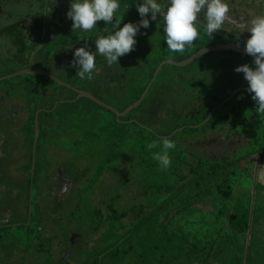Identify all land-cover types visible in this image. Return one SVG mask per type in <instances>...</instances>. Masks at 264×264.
<instances>
[{"label": "trees", "instance_id": "1", "mask_svg": "<svg viewBox=\"0 0 264 264\" xmlns=\"http://www.w3.org/2000/svg\"><path fill=\"white\" fill-rule=\"evenodd\" d=\"M130 13L133 17H127ZM148 18L150 26L140 28L134 49L119 58V65H109L103 56L96 55L97 69L91 79L79 77L77 68L72 66L74 57L67 53L71 51L73 54L74 49L81 46L95 53L97 35L108 34L102 31L105 28L111 31V26L105 25L104 21H98L97 27L87 33L75 30L74 38L71 39L73 43L70 40L63 42L48 37L45 44L48 48L44 53L45 65L39 66L71 86L60 85L43 75L46 79L45 91L48 93L47 109H52L47 111L45 123L65 127L64 130L70 132L74 130V144H78L80 149L81 147L87 149V153L80 151L74 153V172L81 171L83 176H87L85 185L78 187L74 195L77 199L76 207L84 200L87 207L88 200L97 196V188L101 187L104 190L100 183L109 170L118 167L122 161H128L129 172L128 176L124 175L121 183H132L133 179H139L138 182L144 187L149 210L143 212L140 208L136 218L130 221L127 227H124V218L128 213L123 207H119L121 203L117 199L121 196L118 193L104 198L103 206L95 205L87 212L86 220L90 224L94 223L89 226L90 229L103 228L97 239L107 242L114 239L102 252L109 253L114 264L119 256L124 257L130 252H134L135 255L128 264H171L170 255L178 253L171 248V244L176 245L169 228L171 221L178 215L189 213L194 202H201L208 196L216 195L217 192L227 196V202L219 205L218 214L228 221V225L236 230V233L245 232L249 226L248 208L241 205L240 199H236V213L230 211L231 203L234 202L233 182L235 178L237 179V169L243 162L255 163L257 169L264 168V113L255 111L256 102L252 99L251 93L243 88L248 86L244 74L234 70L236 66L245 63L254 66L253 57L248 54L232 50L207 52L192 61L205 59L199 72L193 74L169 73L165 71L166 65H176L164 64L140 104L123 116L117 117L115 112L88 97H78L75 89L88 91L105 104L122 112L140 98L161 61L167 59L182 61L207 45L224 43L225 39L221 34L225 33V27L230 24L229 21L225 22L222 29L215 30L214 34L208 37L203 27L206 16L201 13L199 17L201 23L196 25L200 31L198 39L187 46L183 53H171L163 39V18L151 20L150 13ZM140 19L134 6H128L123 10L120 8L116 12V20L120 21L119 26L127 22L139 23ZM228 37L234 39L232 36ZM235 42L245 45L237 38ZM43 51L42 48V55ZM209 54L217 55L210 57ZM55 64L56 67H53ZM47 81L53 82L55 87L48 86ZM187 82L192 83V87H197V90L184 87L183 84ZM237 88L241 89L217 107ZM168 90L189 97L193 106L187 112H176V117L169 116L160 122L157 116L161 108L166 106L162 93H169ZM56 94L60 96L55 97ZM60 99L63 101L59 102ZM211 111L209 119L196 127ZM124 124L134 127L138 125L139 128L138 130L129 128L126 131V139L129 140L128 148L126 147L128 156L124 154L126 159L118 160L116 154L121 144L120 133ZM212 125L226 128L225 135L228 138V135L244 136L248 142L226 156L213 158L199 155L192 145L186 144L185 141H193L199 137V133ZM187 129L196 130V133L187 136L179 134L180 131ZM145 131L148 133L145 134ZM103 135L107 136L106 139ZM108 135H115V139L112 140L111 136L107 139ZM164 138L171 139L176 144L175 149L168 150L172 164L167 169L161 168L158 161L153 158L154 153L164 151ZM103 145L110 146V151L102 156L97 152ZM94 154L98 156L93 160L91 155ZM114 158H117L116 161ZM241 172L252 177L248 174V166L242 168ZM129 175L135 178L129 180ZM229 179L232 180L231 183H227L226 180ZM82 193L85 195L82 196ZM163 194L167 195L165 199L161 198ZM68 214L71 217V212ZM141 231L144 234L133 242V237ZM66 233L68 234V231L63 234L62 242L70 244ZM220 237L229 238L230 235L218 233L214 241ZM120 243L126 244L125 247L119 248ZM244 249L245 243L236 237L237 264L243 259ZM210 252L211 250L208 254ZM244 260L245 262L248 260V253ZM224 263L230 264L229 261ZM57 264H70L69 258L58 259Z\"/></svg>", "mask_w": 264, "mask_h": 264}, {"label": "rangeland", "instance_id": "2", "mask_svg": "<svg viewBox=\"0 0 264 264\" xmlns=\"http://www.w3.org/2000/svg\"><path fill=\"white\" fill-rule=\"evenodd\" d=\"M120 2L121 9L123 10V8L128 6L136 7L135 2L139 1L120 0ZM160 2L164 3L165 0H160ZM227 2L229 3L230 13L229 19H227L225 22L229 21L230 24L225 27V33L221 35L224 37L225 43H229L231 41L235 42L236 38L245 43L246 39L251 35V33L247 29L241 31L238 27V23L247 22L252 16L264 12V0H227ZM68 6L70 7V3ZM56 7H58L59 10L60 6L58 3ZM39 8V3H33V5H4L0 8L1 12H4L5 15L6 13H11L12 18L3 19V16H0V26L15 21V18L19 16L28 15L29 13L35 12ZM64 13L65 12L61 11L59 14L62 16L66 15V13ZM131 14L132 13H130V15L127 17H133ZM157 17L163 18L162 16L160 17L159 14H157ZM70 30L71 29L67 30L66 28H63L62 35H60V37L56 40H61L63 42L70 40V42L73 43L74 41L71 39L74 38V33L76 32H74L75 30ZM66 35L69 37H66ZM228 36H232L234 39L231 40ZM27 43L28 45L25 53V61H29L28 59L30 54L34 51L32 49V39H30ZM6 44L7 46H5ZM0 45H2L0 46V48H2V50H0V78L22 70L21 68L23 67V69L29 70L33 68L32 65L34 64H32V62L21 63L17 60H7L5 51H16L13 38L10 34L3 33L0 35ZM36 48H38V46ZM47 48L48 47L44 46L43 55L45 53V49ZM217 51L219 50L212 51L210 53H218ZM67 55L74 57L71 51L68 52ZM209 55L211 57L216 56L217 54ZM204 60L205 59L196 60L185 66L166 65L165 71H169V73H174L175 75L178 73L193 74L199 72L201 66L204 65ZM35 65L38 66L39 64L35 63ZM41 65H45L44 60L42 61ZM39 77L44 78L43 75L40 74H19L17 76L1 79L0 84L11 82L14 84V86H16V83L18 82H26L28 79L33 80V78ZM47 83L48 86H51L52 88L55 87L53 82L47 81ZM187 83L183 84L184 87H189L195 91L197 90V87H192V83ZM168 91L169 93L167 91V93H162V98L166 106L161 108L157 116L160 122L166 120V118L169 116L171 118L176 117V112H187L189 111L190 107L192 108L193 106V102L191 103L189 97H184L182 93L175 94L174 90ZM105 114L107 115L106 112ZM35 124L37 125V121ZM72 125H74V123ZM137 126L134 127V125L129 126L128 124H124V126L121 127L122 134L120 133V135L122 139L120 141L121 144L118 146V153L116 154L118 160H124L126 159L125 155L126 157L128 156L126 154V149L128 148L127 143L129 140L126 139V131L129 130V128H135V130H138L139 126ZM226 131V128H220L218 133L224 136ZM147 133L148 132L145 131V134ZM192 133H196V130L187 129L186 131L179 132V134L186 136L191 135ZM48 135H51L52 137L64 138H57L56 140L61 141L60 143H57L60 147L72 153L71 157H69V152H61V154L63 153V157L68 156L65 161H72V159H74V153H79V151L81 153H87L86 147L85 149L83 147L80 149L78 144H74V130L70 132L56 127L53 128L48 133ZM105 136L106 135H103L104 139H106ZM110 136L111 135H108L107 139H109ZM228 136V140L231 141V149L229 148L230 150L228 149V152H233L236 150V148L241 145H245L248 142L244 136ZM111 137H113L112 140L115 139V135ZM35 142L36 141L34 139L32 142L33 146ZM185 142L186 144L193 145V142ZM39 143L41 144V142ZM93 146L94 145H92V147ZM95 151L97 152L98 150L95 149ZM109 151L110 146L103 145L102 149L100 148L97 153L103 156L105 153L108 154ZM96 156L98 155H91L93 160ZM114 159L116 161L117 158ZM127 162L122 161L118 167H113L109 170L107 176L100 183L102 187L104 186V190L101 189V187L100 189L97 188V196L91 197L90 200H88L87 207H85V200L76 207L77 199L74 197V213L70 217L68 213L72 209L71 206H69L68 203L62 204L60 206L61 208L63 207V210L65 211V216L62 220V225L64 228L63 230L66 231L68 226L69 229L74 231V233H72L69 238L70 244L68 242H62L63 244L60 247L61 251H57V247L60 245L57 243L55 244L54 241L45 239L43 234H46V232L33 226V222H31L29 225H25V227L20 226L18 228L15 226L5 228L0 230V264H57L59 255H61L62 258L68 257L70 264H82L84 262L87 264H114L111 261L112 257L109 253L102 254L107 244L112 242L114 239H111V241L108 242L98 240V234L103 230V228L91 230L89 226L93 225L94 223L90 224L89 221L86 220V217L89 209L95 205L103 206V199L110 197L113 193L120 194L121 197L117 199L118 202L121 203L119 207H123V209L128 213L127 217L124 218V227L129 226V222L136 218L137 211L140 208L143 210V212H147L149 210L147 207V199H145L144 196V187L140 182H138L139 179H133L135 176L129 175V180L131 178L133 179L132 183H121V180L124 179V175H127L129 172V169L127 168ZM77 165L83 166L80 164ZM246 166H248V174L252 175V177L249 175H244V173L241 172V169ZM33 169L34 164L31 165V174L33 173ZM86 178L87 176H83L81 171H77V173L74 172V183L71 186V188L74 190V195H76L78 187H83L85 185ZM226 181L227 183H231L232 180L229 179ZM233 188L234 202L231 203L230 211L231 213H236V199H240L241 205L248 208V229L245 232L236 233V230L232 229L228 225V221L223 219L218 214L219 205L221 203L227 202V196L225 194L223 195L217 192L216 195L214 194L208 196L201 202H194L189 213L178 215L176 219L171 221V224L169 225L171 234L173 235V240L176 243V245L171 244V248H173L175 251H178V253H173L170 255V257L172 256L171 264H225L224 261H229L230 264H237L236 237L239 238L241 242L245 243V249L242 256L243 259L240 264H264V168L257 169L255 163H241L240 167L237 169V179L235 178V181L233 182ZM81 195L83 196L85 193H82ZM166 196V194H163L161 195V198L165 199ZM133 209L134 211H132ZM35 211L36 208L34 205L32 213L33 218L37 217ZM68 218H71L73 221L72 224L67 225ZM117 230H120V228H117ZM218 233H228L230 237H220L217 241H214V239H217ZM143 234L144 232L141 231V233L135 235L133 237V242L138 240ZM195 243L198 246L195 245ZM124 245L123 243H120L119 248H124ZM210 246H212L211 249ZM209 250H211V254H208ZM247 253L248 260L245 262L244 259ZM134 255V252H130L124 257L119 256L116 264H128L130 260L134 258Z\"/></svg>", "mask_w": 264, "mask_h": 264}, {"label": "flooded vegetation", "instance_id": "3", "mask_svg": "<svg viewBox=\"0 0 264 264\" xmlns=\"http://www.w3.org/2000/svg\"><path fill=\"white\" fill-rule=\"evenodd\" d=\"M2 1H6L5 5L39 3L37 11L1 25L0 35L10 34L15 44V52L5 51L7 60L32 62V69H40L42 61L45 62L41 50L46 39L54 37L56 40L62 35L63 28L71 29L72 20L67 15L59 14L61 11L67 13L70 0H55V3L53 0H0V3ZM4 15L0 10L3 19L12 18L11 13ZM28 39H32L34 51L30 54L29 61H25ZM35 63L39 65L36 66ZM45 81V78L39 77L18 82L16 86L11 82L0 84V230L25 227L33 222V226L46 232L43 234L45 239L60 245L57 251H61L65 234L62 225L65 211L60 206L68 203L72 208L71 214L74 213V190L71 188L74 183V159L65 161L68 156L63 157L61 152L69 151L57 144L61 141L56 139L61 138L48 135L56 127L45 123L47 111H52L47 109ZM58 96L60 94L55 95ZM61 101L63 100L60 99L59 102ZM58 128L65 129L62 126ZM219 129L220 126L212 125L191 141L199 155L216 158L229 153L231 141L218 133ZM34 139L36 142L33 146ZM69 153L71 157L72 153ZM34 205L37 217L33 218ZM72 222L68 218L67 225ZM66 231L69 240L74 231L68 226ZM58 258L63 259L61 255Z\"/></svg>", "mask_w": 264, "mask_h": 264}, {"label": "clouds", "instance_id": "4", "mask_svg": "<svg viewBox=\"0 0 264 264\" xmlns=\"http://www.w3.org/2000/svg\"><path fill=\"white\" fill-rule=\"evenodd\" d=\"M135 3L141 17L139 23L127 22L119 26L116 12L121 8L120 0H70L66 15L72 20L71 30L87 33L97 27L98 21H104L105 25L111 26L110 32L107 28L102 30L108 34L97 35L95 53L84 46L74 49L72 66L77 68L81 79L92 78L97 69V54L103 56L109 65H119V58L134 49L140 28L150 26L149 13L151 20H156L157 14L163 17V39L171 53H183L187 46L198 39L200 31L196 25L200 23L201 13L206 16L203 27L208 37L215 30L223 28L230 13L227 0H165L164 3L160 0H139ZM238 27L241 31L247 29L251 33L245 41V51L253 57L254 66L245 63L236 66L234 70L244 74L248 82L247 91L256 102L255 111L264 113V12L252 16L247 22L238 23ZM175 147L173 140L164 138V151L153 154L161 168L167 169L171 166L168 150Z\"/></svg>", "mask_w": 264, "mask_h": 264}, {"label": "water", "instance_id": "5", "mask_svg": "<svg viewBox=\"0 0 264 264\" xmlns=\"http://www.w3.org/2000/svg\"><path fill=\"white\" fill-rule=\"evenodd\" d=\"M216 50H232V51H235V52H238V53H242V54H247L246 51H245V45L244 44H241V43H236V42H229V43H222V44H214V45H207L203 48H201L200 50H198L197 52H195L193 55H191L190 57L182 60V61H173V60H163L160 62V64L157 66V68L155 69V72L149 82V84L147 85V87L145 88L144 92L142 93V95L140 96V98L133 102L132 104H130L124 111L122 112H119L117 111L115 108H113L112 106L110 105H107L105 104L104 102H102L101 100H99L98 98H96L94 95H92L90 92L88 91H85V90H80V89H75L76 92L78 93V97L79 96H85V97H88L90 98L91 100L101 104L102 106L112 110L113 112L116 113V116L119 117V116H123L125 115L128 111H130L132 108L138 106L140 104V102L142 101V99L144 98L148 88L150 87L151 83L153 82V80L155 79L156 75L158 74L160 68L164 65V64H173V65H176V66H184V65H187L189 63H191L193 60H195L196 58L200 57L201 55L207 53V52H210V51H216ZM249 55V54H248ZM41 74V75H45V76H48L50 78H52L54 81H56L58 84L60 85H65V86H68V87H71L69 84H67L66 82L60 80L59 78L55 77L54 75H52L51 73L43 70V69H32V70H29V69H22V70H19L15 73H12V74H9V75H5L3 76L2 78L0 79H3V78H7V77H12V76H17L19 74ZM243 88H248L247 87H243ZM238 89H241V88H237L235 90L232 91V93L229 95V97H227L225 100H223L217 107H219L220 105H222L225 101L229 100L235 93ZM212 111L209 112L207 118L201 122L200 124H198L196 127H198L199 125L203 124L204 122H206L210 115H211ZM37 134V133H36Z\"/></svg>", "mask_w": 264, "mask_h": 264}, {"label": "crops", "instance_id": "6", "mask_svg": "<svg viewBox=\"0 0 264 264\" xmlns=\"http://www.w3.org/2000/svg\"><path fill=\"white\" fill-rule=\"evenodd\" d=\"M5 2H6V1H2V2L0 3V7H1V6H4V5H5ZM30 5H31V4H30ZM32 5H33V4H32ZM19 17H20V16H19ZM19 17H18V18H19ZM20 19H21V17H20Z\"/></svg>", "mask_w": 264, "mask_h": 264}]
</instances>
